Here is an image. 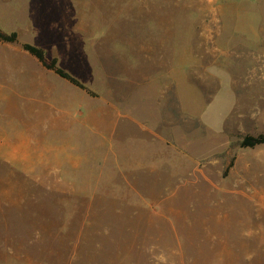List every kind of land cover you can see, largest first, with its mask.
I'll list each match as a JSON object with an SVG mask.
<instances>
[{"label": "rangeland", "instance_id": "1", "mask_svg": "<svg viewBox=\"0 0 264 264\" xmlns=\"http://www.w3.org/2000/svg\"><path fill=\"white\" fill-rule=\"evenodd\" d=\"M33 6L69 16L34 39L83 86L41 66L47 118L85 105V159H0V264H264V143L240 145L264 134V0Z\"/></svg>", "mask_w": 264, "mask_h": 264}, {"label": "crops", "instance_id": "2", "mask_svg": "<svg viewBox=\"0 0 264 264\" xmlns=\"http://www.w3.org/2000/svg\"><path fill=\"white\" fill-rule=\"evenodd\" d=\"M35 3L36 0H4L0 4V30L16 35L12 42L0 40V159L10 165L80 164L86 150L87 116L80 110L85 105L77 101L72 112L68 107L61 108L47 118L51 107L47 102L54 94L44 88L41 63L22 47V43L42 46L35 41L36 35L57 30L50 27L58 22V29H68L70 19L59 15L56 24L50 25L47 16L32 12ZM259 33L250 36H260ZM22 37L30 40H21ZM35 106L39 107L36 113ZM92 115L96 117V112ZM100 115L97 112V117ZM93 128L101 131L95 124Z\"/></svg>", "mask_w": 264, "mask_h": 264}, {"label": "trees", "instance_id": "3", "mask_svg": "<svg viewBox=\"0 0 264 264\" xmlns=\"http://www.w3.org/2000/svg\"><path fill=\"white\" fill-rule=\"evenodd\" d=\"M0 40L12 42L16 40V35L15 33L5 34L0 30ZM22 47L25 50H27L31 55H33L41 63L42 66H44L47 69L53 70L60 77L67 79L72 84L80 88H83V86L75 78H73L67 72H65L64 70H62L61 68L55 65L56 60L54 58L48 60L43 50L40 47L29 43H22ZM262 143H264V134H259L256 136L245 135L243 136L240 145L251 147L256 144H262Z\"/></svg>", "mask_w": 264, "mask_h": 264}]
</instances>
